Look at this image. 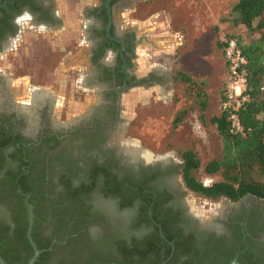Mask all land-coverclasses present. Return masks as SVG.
Returning a JSON list of instances; mask_svg holds the SVG:
<instances>
[{
    "label": "flooded vegetation",
    "instance_id": "flooded-vegetation-1",
    "mask_svg": "<svg viewBox=\"0 0 264 264\" xmlns=\"http://www.w3.org/2000/svg\"><path fill=\"white\" fill-rule=\"evenodd\" d=\"M95 1L99 4L82 7L77 19L67 22L57 0H0V55L21 47L25 15L35 29L66 36L61 51L69 83V95L61 102L31 83L22 91L20 76L12 79L14 72L0 70L1 241L16 257L26 252L31 204V236L50 252L43 264H124L96 261L112 250L119 260L127 256V264H167L155 261L154 253L162 255L168 245L155 234L164 236L159 220L145 210L152 202L159 209L157 217L199 257L264 264L263 200L252 195L237 202L218 198L229 203L204 221L186 201L190 190L183 180L182 159L134 158L120 144L130 125L124 96L149 84L160 85L164 75L137 74V48L152 41L137 37L114 18L109 28V17L107 22L103 18L109 0ZM111 2L112 13L125 5L124 0ZM79 21L82 38L74 35ZM108 186L120 194L106 195L103 189ZM143 242L151 249L147 263L132 255ZM187 258L184 254L171 264Z\"/></svg>",
    "mask_w": 264,
    "mask_h": 264
},
{
    "label": "rangeland",
    "instance_id": "rangeland-1",
    "mask_svg": "<svg viewBox=\"0 0 264 264\" xmlns=\"http://www.w3.org/2000/svg\"><path fill=\"white\" fill-rule=\"evenodd\" d=\"M93 1L95 0H90L91 4ZM158 1V5L165 4L174 9L173 27L166 28L169 32L160 26L153 27V24L142 27V30L147 28L146 31L150 32L148 37L152 44H143L137 48L138 55L134 65L139 75L157 71L164 75V79L160 85L149 84L133 89L124 96L123 108L130 125L128 134L120 138V144L129 150L139 148L142 154L147 153L153 160L176 162L181 161L183 151L192 150L202 165L197 177L209 185L219 177L207 175L204 166L221 157L223 148L222 140L211 119L220 115L225 108L224 96L229 83L228 64L218 42H225L234 34L244 36L245 39L250 36L243 26H235L231 19L232 6L238 0H205L207 4L203 7L195 6L190 0ZM83 2L86 3L87 0H69L74 16L65 21L77 19L75 15L84 7ZM57 5H60V0H57ZM60 8L67 14L66 5ZM179 15H184L187 20L178 19ZM23 18L22 45L13 53L0 55V70L14 72L15 77L10 75L12 79L20 76L22 91L26 90L25 84L28 87L27 83H31L38 90L54 95L61 102L65 101L63 98L69 95V83L67 72L64 71L66 66L61 47L66 36L35 29L31 20H27L25 15ZM177 23L184 24L186 29H180ZM81 24L79 21L77 26L74 25V35L78 38H82ZM174 29L184 33L182 46L172 43ZM139 31L135 30L136 35H139ZM178 70L190 74L203 85L208 98L203 118L197 99L185 92L181 82L174 80V74ZM73 84L72 88L76 89V82ZM78 107L81 109V106ZM184 112L182 121L174 126L175 118ZM57 115H61V107H58ZM178 181L181 182L180 177ZM186 201L192 212L201 216L204 221H209L229 203L225 199L210 200L191 191L186 192Z\"/></svg>",
    "mask_w": 264,
    "mask_h": 264
},
{
    "label": "trees",
    "instance_id": "trees-1",
    "mask_svg": "<svg viewBox=\"0 0 264 264\" xmlns=\"http://www.w3.org/2000/svg\"><path fill=\"white\" fill-rule=\"evenodd\" d=\"M106 1L103 0L104 4ZM113 3L114 0L111 5ZM231 14L233 24L235 26H243L250 36L249 39H245L244 36L234 34L227 38L237 41L239 48L248 61L245 91L247 99L236 110L244 133H238L232 129L230 113L234 109L232 107L224 108L220 115L211 119V123L217 128L219 137L222 140L221 157L209 161L204 166V171L207 175H217L219 179L209 185L198 179L197 172L202 165L197 154L192 150H186L181 153L183 161L181 171L187 188L207 199L215 200L225 197L232 202H237L252 195L264 201V0H238L232 6ZM103 18L105 22L108 21L106 8H104ZM224 44L225 42H218V46L223 49ZM173 78L183 84L188 95L197 99L201 117L203 118L208 106V98L203 85L182 70H178ZM224 101H226L225 98ZM184 115L185 112L180 113L175 118L174 126H177L182 121ZM127 181L131 180L126 178L125 182ZM131 183L133 182L131 181ZM103 191L106 192V195L120 194L118 193L119 189L109 186ZM76 197L72 196L71 199L75 201L77 200ZM122 203L124 206L126 205V203ZM145 210L148 211L147 213L150 216L154 215L159 220L162 233L175 246L174 254H171L172 246L163 239L160 233L155 232L159 239L168 245L167 251L162 255L158 252L154 253L157 263L167 260V264H171L172 261L180 260L184 254H187L188 258L182 264H228L230 262V260H214L206 255L199 257L192 248L185 247L178 236L169 231L165 220L157 217L159 209L156 204L147 203ZM24 238L27 250L23 255H18V257L15 256L14 250L5 247L0 238L1 255L8 264H27L33 256V247L27 237L24 236ZM143 243L135 246V249H132L133 252L131 251L132 255L136 254L138 256V261L141 263L148 261L147 254L151 252V249L147 248L150 245L149 242ZM36 244L40 250V255L34 264H43L44 258L50 252L47 245L37 242ZM127 254L128 252H125V255ZM126 259L128 260L129 258L126 256L125 259L119 260L117 252L112 250L109 257L98 258L96 261L127 264L129 262ZM236 264H245V262L243 259L238 258Z\"/></svg>",
    "mask_w": 264,
    "mask_h": 264
},
{
    "label": "crops",
    "instance_id": "crops-1",
    "mask_svg": "<svg viewBox=\"0 0 264 264\" xmlns=\"http://www.w3.org/2000/svg\"><path fill=\"white\" fill-rule=\"evenodd\" d=\"M124 1H125V5L117 6V8L113 10L114 21L117 24L125 23V25L128 28L134 30V32L137 29L140 30L139 31L140 33L137 37L150 35V32L146 31L147 28L142 30V27H146L147 25L153 24V27L160 26L165 29L173 27L174 18L172 16L175 15L172 14V10L174 9H172L171 7L165 4L158 5L159 3L158 0H124ZM190 1H192V3L198 7L199 5L203 7L207 4V1L205 0L204 1L190 0ZM94 4L96 5L99 3L97 1H93V3L91 4L90 0H87L86 3L83 2L84 8L93 6ZM62 5H66L68 7V12H66L67 14H65L63 10L60 8L62 7ZM58 12L59 14H63L64 18H66L65 20L74 16L73 15L74 11L72 10V8H70L69 0H60V5L58 6ZM179 16L178 19L181 18L185 21L187 20L184 15H179ZM178 19L176 20V22L178 21ZM85 23H87V19H85ZM199 23H201V21ZM214 23H216L215 19H214ZM178 27L180 29H186L184 24L182 25L178 24ZM166 30L167 32H169L168 29ZM175 32L182 33L181 30H175Z\"/></svg>",
    "mask_w": 264,
    "mask_h": 264
},
{
    "label": "built area",
    "instance_id": "built-area-1",
    "mask_svg": "<svg viewBox=\"0 0 264 264\" xmlns=\"http://www.w3.org/2000/svg\"><path fill=\"white\" fill-rule=\"evenodd\" d=\"M184 35L180 32L174 33V43L176 46H182ZM224 56L229 68V83L225 93L224 107H232L234 111L230 113L232 129L238 133H244L236 110L241 103L247 99L246 76H247V58L242 53L235 39H227L224 44ZM232 104V105H231Z\"/></svg>",
    "mask_w": 264,
    "mask_h": 264
},
{
    "label": "water",
    "instance_id": "water-1",
    "mask_svg": "<svg viewBox=\"0 0 264 264\" xmlns=\"http://www.w3.org/2000/svg\"><path fill=\"white\" fill-rule=\"evenodd\" d=\"M110 2L111 0L108 1L107 3V8H108V17H109V28H110V25H111V22H112V18H113V13L111 11V6H110ZM29 205V208H30V216H29V220H30V228H29V232H28V237H29V241L30 243L32 244L33 248H34V254L33 256L30 258L29 262L27 264H34L35 261L38 259L39 255H40V250L38 249V247L36 246V244L34 243L33 241V238L31 236V231H32V226H33V223H34V214H33V205L31 204H28ZM163 238L167 241V238L165 236H163ZM171 246L173 248V251H174V245H172L171 243ZM0 264H8L4 258L2 257L1 255V251H0ZM166 264V262H165ZM229 264H236L235 261H232L230 262Z\"/></svg>",
    "mask_w": 264,
    "mask_h": 264
},
{
    "label": "bare ground",
    "instance_id": "bare-ground-1",
    "mask_svg": "<svg viewBox=\"0 0 264 264\" xmlns=\"http://www.w3.org/2000/svg\"><path fill=\"white\" fill-rule=\"evenodd\" d=\"M129 150V149H128ZM129 151H131V155L134 156V158H138L142 155V157H145L146 159L150 160V155H148L147 153H143L141 152V150L139 148H132ZM144 152V151H143ZM152 159V158H151Z\"/></svg>",
    "mask_w": 264,
    "mask_h": 264
}]
</instances>
